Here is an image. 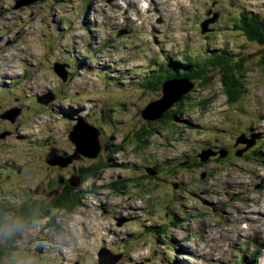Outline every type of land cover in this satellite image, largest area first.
<instances>
[{
  "label": "rangeland",
  "instance_id": "374dc122",
  "mask_svg": "<svg viewBox=\"0 0 264 264\" xmlns=\"http://www.w3.org/2000/svg\"><path fill=\"white\" fill-rule=\"evenodd\" d=\"M138 1L46 0L15 10L14 0H0V137L11 132L0 138L4 221L15 219L26 198L50 202L58 196L56 189L66 188L76 159L62 173L45 158L51 151L62 159L75 154L68 137L76 122L85 119L99 129L103 151L98 158L113 166L78 184L94 194L72 214L52 211L23 233L0 231V246L9 250L0 264H100V255L109 253L116 259L106 264H264V194L248 196L243 184L248 175L264 179V68L259 64L264 46L248 41L233 25L240 12L264 22V0H148L147 10ZM214 1L218 6L208 15ZM218 14L223 17L210 26L212 34L202 35L200 24ZM223 51L232 64L239 56L247 58L246 93L237 103L221 94L219 67L210 66L214 84L199 90L192 79L195 84L186 93L194 106L186 102L182 110L170 109L176 111V126L159 124L160 132L144 144L132 139L145 126L140 111L162 97L159 83L155 90L147 87L159 66L171 60L170 65L180 67L189 59L202 67L209 55ZM56 63L65 65L66 81L54 72ZM186 84L170 81L167 86L178 94ZM202 98L209 100L205 112L197 109ZM14 108L21 114L7 125L1 115ZM129 128L138 130L125 142ZM239 136L256 140L250 150L242 145L250 153L251 170L236 159L198 171L177 170L201 150L228 152ZM214 146H219L217 152ZM104 148L118 151L111 155ZM158 167L162 179L151 175L148 199L129 179L137 182L139 175ZM206 170H211L210 177L202 181ZM123 181L125 191L111 194L107 187ZM174 183L188 193L174 190ZM51 188L56 189L49 192ZM223 192L235 199L225 204ZM225 210L236 216L229 217L231 227L223 228L219 223L228 226L221 217ZM195 231L205 235L198 237ZM181 236L197 238L202 252H185Z\"/></svg>",
  "mask_w": 264,
  "mask_h": 264
},
{
  "label": "trees",
  "instance_id": "16d2710c",
  "mask_svg": "<svg viewBox=\"0 0 264 264\" xmlns=\"http://www.w3.org/2000/svg\"><path fill=\"white\" fill-rule=\"evenodd\" d=\"M57 2L63 3L64 0H57ZM235 20L236 22H233V25H234V29L237 32L242 33L251 43H255L259 46H264L263 21L259 20L258 17L253 16V14L242 13V12L239 13V16L236 17ZM190 57H192V55H189V58ZM239 57H240L239 60L232 64V62L228 59L225 51L219 53V55L213 53L209 55L208 59H206L202 63V67H200L199 64L191 63L189 59L183 60L185 62H182L181 63L182 65L180 67H176L175 65H170L172 61L168 60L167 62L165 61L166 66H159L158 71H154L156 74L155 76L148 79L149 82L147 84V87H149L152 90H155L154 88L155 83H159L162 91L163 83L169 80H189L192 81L193 84H195L194 81L192 80L195 79L196 80L195 82H197V84L199 85L198 86L199 90L208 89L210 88L211 85L214 84L213 82L214 77L209 76L208 69L210 66H211L210 69L214 68L215 66H218L220 70L219 81L222 86L221 94L224 97H226V99H228L231 103H237L246 93L244 90L245 80H246V76L249 73V71H246L244 69L247 58L244 56H239ZM259 64L264 68V58L260 61ZM189 95L190 94H186L185 96H183L180 101L175 103L174 107H178L180 110H182L183 107L186 105V102L189 103L191 106H194V104L191 102V98H189ZM139 101L140 102L142 101L144 103L145 100H143L142 96H140ZM208 102H209L208 99L202 98V102L198 104L199 106H201V108H197V109H200L202 110V112H205V110H207L206 105L208 104ZM187 107L190 108V106H186V108ZM139 109L140 108H136L137 113ZM143 111L144 110L140 111L139 116L142 122L145 124V126L142 128L138 127V129L140 130L138 133H135V131L138 129L129 128L125 133V142H129L127 136L131 135L134 132L135 134H133L132 139H135L137 142L144 144L147 142L146 140L147 137H150L151 135H155L160 132L159 130L161 128L158 127L159 124L163 123L172 126H176L178 124L175 118L176 111L173 110L170 111L169 109L163 114L162 117L157 118L155 120L145 119L143 116ZM134 122L135 120L132 121V123ZM68 139L69 142L73 144L74 148L76 149V145L70 140V137H68ZM105 149L106 151L109 150L108 148ZM117 151L118 149H114V150L112 149V152L110 151L108 152H110L112 155V154H116ZM198 159L201 163H203L200 160V158ZM91 162L92 164L82 169L83 173L81 174L80 179L78 178L79 181H81V185H84L86 182L96 179V177L100 173L104 172L107 169H111L113 167L109 164L108 160L104 159V157L102 159L101 158L92 159ZM180 165H181L180 168L185 169V167L188 166L189 164L186 166L182 164ZM148 172L149 171H147L146 174H143L141 176L139 175L137 182H135L134 179H129V181L133 184L134 188H139V186L142 183H145L144 182L145 178L150 179L149 182H152L154 180V177L151 176ZM159 176L161 175H158V177ZM127 180L128 179H126V181ZM125 184L126 183L124 181L114 184V186H111L109 188L110 193L113 195H116L117 193H121V192L123 193L125 191ZM52 186L53 185H50V187ZM141 186H147V185L144 184ZM52 189L54 188H51L49 192L53 191ZM56 192L59 193L58 196H54L50 202L43 203L42 201H33L29 198H26L24 202H22V206L19 207L18 213L12 222L11 221L5 222L3 214L0 213V231L5 230L6 226L13 222H22L24 224V228L15 231V234L23 233L25 229H27L34 221L41 219L42 216L44 215L50 216V214L53 213L52 211H57V212L64 211V214H72L75 207L82 206L83 201L87 199L88 196L94 194L93 191L91 190L90 191L82 190V188L78 186L77 187L73 186L71 182L67 183V187L65 191L60 193L58 190H56L55 194ZM141 193H143V191H141ZM37 202H41V203H37ZM48 219L50 220L51 218ZM48 226H52V223L48 222ZM182 251L184 250L182 249ZM8 254H9V250L0 246V260L6 258ZM258 254L259 252L254 256V259L257 258Z\"/></svg>",
  "mask_w": 264,
  "mask_h": 264
},
{
  "label": "water",
  "instance_id": "95a60500",
  "mask_svg": "<svg viewBox=\"0 0 264 264\" xmlns=\"http://www.w3.org/2000/svg\"><path fill=\"white\" fill-rule=\"evenodd\" d=\"M44 1L46 0H14L15 5L13 6V9L18 10L23 7L29 6L30 4L44 2ZM213 6H215V4H213ZM210 13H212V11H210L208 15H211ZM218 17H219V14L215 15L213 19L207 20L200 25L202 35L211 33L213 31V29L210 26L216 22ZM124 34H126V31H122L121 33H119V36H123ZM53 68H54L55 73L63 81L67 80L68 74L65 71L64 64L56 63L53 65ZM170 81L178 82L179 84L181 83L186 84L188 80H178V81L170 80ZM170 81H168L167 84ZM167 84H164L161 99H159L158 101H155L152 105H150L146 109V111H143V116L145 119L155 120L157 118L162 117L163 114L167 110H169L175 103L180 101L182 97L185 96L187 91H190L194 85L193 83L186 84L188 86L178 91L177 92L178 94H176L175 92H173L171 87L168 88ZM38 101L43 104H48L46 103V101L42 99H38ZM20 114H21L20 109H16V108L9 109L5 111L4 114L1 115V118L5 120H9L10 122L13 123L16 121V119L18 118ZM7 134L9 135L10 133H4L1 135L0 138H4ZM69 137H70V140L76 145L77 152L75 153V155L68 159H62L58 157V154H56L53 151V152H50L46 158L47 164L51 166L52 165L53 166L55 165L65 166L68 163H70L72 159H79L81 156L87 157L89 159H95L99 156L102 150L101 143H100V131L99 129L95 128L93 125L89 124L85 119H82L81 121L77 122V124L74 126V129L70 132ZM239 138L236 140V145H246L247 148L245 150H248L256 145L255 139L246 142V140L243 137H241L240 139ZM245 150H242L236 153V155L238 157H241L242 154L245 152ZM223 152L224 151H221V153H218V152L213 153L212 150H205V151L202 150V152L199 154L198 157L203 163L208 162L211 157L218 156V155L220 156V159H225L228 155L227 154L228 152L226 153H223ZM182 165L186 166L188 165V163H184ZM148 173L150 175L158 174L157 172L151 173L150 171ZM71 184L77 187L79 184V179L74 178L71 181ZM173 187L174 189H178L179 185L174 184ZM58 194L59 193L56 192L55 195H58ZM100 258H101L100 264H106L107 261H113L114 258L116 259V257L114 255H111L110 253L107 256L100 255Z\"/></svg>",
  "mask_w": 264,
  "mask_h": 264
},
{
  "label": "flooded vegetation",
  "instance_id": "af4514ba",
  "mask_svg": "<svg viewBox=\"0 0 264 264\" xmlns=\"http://www.w3.org/2000/svg\"><path fill=\"white\" fill-rule=\"evenodd\" d=\"M217 6H218V4H216V6H215V8H217ZM215 8H213L212 9V6L210 7V8H208V10H213L214 11V9ZM207 16V15H206ZM222 17H223V15L221 14V16H220V18H219V20H218V22L219 21H221L222 20ZM205 19H207V18H205ZM175 105V104H174ZM173 105V106H174ZM172 106V107H173ZM171 107V108H172ZM170 108V109H171ZM8 124L7 125H9V122H7ZM2 124H6V123H2ZM11 133V132H10ZM100 143H101V141H100ZM101 147H102V150H101V152L103 151V146L101 145ZM213 148V150L214 151H218L217 149L219 148V146H214V147H212ZM245 148V147H244ZM244 148H242V146H234V147H230L229 149H228V152H229V155L225 158V159H220L218 156H215V157H213V158H211L208 162H206V163H201L200 161H199V159L198 158H196V157H192L190 160H188L187 161V163L189 164L188 166H186L185 167V169L187 168V170H194V171H198V170H201V169H204V167L205 166H207V165H209V164H211V163H221V162H227V161H229V160H232V159H236V160H238V161H240V162H242L243 164H246V166L248 167V169L249 170H251V168L249 167V163H250V161H249V157H250V153L249 152H246V153H244L241 157H237L236 155H235V153L236 152H239V151H241L242 149H244ZM105 149V148H104ZM75 151V152H74ZM198 151H200V149L198 150ZM72 153H76L77 152V148L75 149L74 147H73V150L71 151ZM253 153H255V152H253ZM253 153H251V154H253ZM57 154V153H56ZM63 157H65L67 154L66 153H62L61 154ZM75 155V154H74ZM74 155H72L71 157H73ZM99 157V156H98ZM97 157V158H98ZM61 158V157H60ZM70 158V157H69ZM85 158H87V157H84V156H81L79 159H76V162H74V164H73V166H74V170L73 171H69L68 172V174H67V176L70 178V177H72V178H79L80 179V176H81V174L83 173L82 172V169L84 168V167H86V165H84L83 163H86V164H88V163H90V164H92V162L90 161V162H88L87 161V159H85ZM89 159V158H88ZM217 161H220V162H217ZM89 164V165H90ZM72 166V167H73ZM63 167V172L62 173H64V171H65V167L64 166H62ZM69 167V166H68ZM154 167H156V166H154ZM178 169L177 170H184V168H180L181 167V165L179 164V165H177L176 166ZM67 168V167H66ZM55 169L57 170V168L55 167ZM157 172H159V174L158 175H161V172H160V169H159V167H158V170H157ZM172 172H174V173H176V170H174V168L172 167ZM103 173V172H102ZM210 173H211V170H206L204 173H202L201 175H200V178H201V180L202 181H204V180H206V179H209V177H210ZM253 177H255V182H260V184L259 185H256V190H260L261 192H263V190H264V179H261L260 177H259V175H256V176H253ZM71 178V179H72ZM159 178H161L162 179V177L161 176H159ZM70 179V180H71ZM70 180H68L67 182H66V187H67V183L68 182H71ZM150 181V179H148V178H145L144 179V182H145V184L147 185V186H139V188H137V189H140L141 191H144L143 193H142V195H144V194H146V193H149V189H150V186H148V182ZM81 183V181H79V184ZM58 184V183H57ZM58 188L60 187L59 185H56ZM111 186H114V184L113 185H111ZM111 186H108L109 188L111 187ZM79 187V186H78ZM54 189H56V188H54ZM53 189V190H54ZM66 189V188H65ZM65 189H61V190H58V189H56V190H58L59 192L61 191V192H63V191H65ZM55 190V191H56ZM180 193H188V190H185L184 189V185H181V187H180V191H179ZM54 197V196H53ZM53 197H50L49 199H50V201H51V199L53 198ZM214 211H215V213L217 212V209H213ZM227 212L228 211H224V214H226L227 215ZM174 222V220L172 219V221H171V223H173Z\"/></svg>",
  "mask_w": 264,
  "mask_h": 264
},
{
  "label": "clouds",
  "instance_id": "9594fccd",
  "mask_svg": "<svg viewBox=\"0 0 264 264\" xmlns=\"http://www.w3.org/2000/svg\"><path fill=\"white\" fill-rule=\"evenodd\" d=\"M23 228L24 224L22 222H13L6 226V234L11 235L13 232L21 230Z\"/></svg>",
  "mask_w": 264,
  "mask_h": 264
},
{
  "label": "bare ground",
  "instance_id": "6f19581e",
  "mask_svg": "<svg viewBox=\"0 0 264 264\" xmlns=\"http://www.w3.org/2000/svg\"><path fill=\"white\" fill-rule=\"evenodd\" d=\"M151 1H153L155 4H156V1L155 0H151ZM133 3H137V2H135V1H133ZM138 3H140V6H141V8L143 9V10H147L146 9V5H148V7H149V4H148V0H140V1H138ZM67 74L69 75V73L67 72ZM153 83V82H152ZM56 166V168L57 167H60V168H62L63 169V167L61 166V165H55ZM57 170H58V168H57ZM222 175V174H221ZM52 193H54V192H52ZM187 257V256H186Z\"/></svg>",
  "mask_w": 264,
  "mask_h": 264
}]
</instances>
